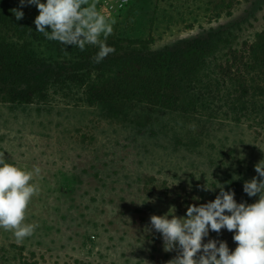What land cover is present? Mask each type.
Listing matches in <instances>:
<instances>
[{
  "label": "rangeland",
  "instance_id": "rangeland-1",
  "mask_svg": "<svg viewBox=\"0 0 264 264\" xmlns=\"http://www.w3.org/2000/svg\"><path fill=\"white\" fill-rule=\"evenodd\" d=\"M88 3L115 19L113 38L150 40L153 52L209 30H221L223 46L236 48L264 29V0ZM12 9L24 12V39L34 59L76 62L67 53L81 50L36 32V7L21 9L19 0H0V31L7 38L13 28L2 18L13 20ZM211 62L201 80L182 92L178 110L129 103L112 116L80 100V89L66 87L50 91L45 101L0 103V153L19 167L41 170L35 177L41 192L26 214V222L40 227L19 244L10 231L0 230V264H167L176 252L163 250L158 233H145L152 215L175 207L184 216L189 205L214 200L219 189H202L217 183L233 190L238 203L256 202L258 196L243 193V184L258 176L255 165L264 164V126H257L264 116L251 112L248 97L237 103L231 85L221 88ZM235 116L241 120L235 122ZM209 238L236 247L227 230Z\"/></svg>",
  "mask_w": 264,
  "mask_h": 264
},
{
  "label": "trees",
  "instance_id": "trees-1",
  "mask_svg": "<svg viewBox=\"0 0 264 264\" xmlns=\"http://www.w3.org/2000/svg\"><path fill=\"white\" fill-rule=\"evenodd\" d=\"M4 19L5 25H12L9 28L13 29L8 38L0 31V103L28 105L36 100L45 101L50 91L66 87L80 89V100L88 106L99 105L112 116H118L129 103L178 110L182 106V92L190 90L188 86L195 85L200 72L215 61L221 88L231 85L238 95L237 103L248 97L246 103L251 112L264 116V29L252 41H244L236 48L223 46L221 30H209L162 52L151 51L150 40L110 35L107 43L115 52L100 63L94 61L98 51L94 46L79 55L67 53L76 58L75 63L46 64L34 59L29 51L31 45L24 39L28 26L25 16L21 20ZM12 39L21 44H12ZM218 85L216 82L215 86ZM231 112L240 111L233 108ZM232 119L239 122L241 117ZM257 126L263 127L264 121Z\"/></svg>",
  "mask_w": 264,
  "mask_h": 264
},
{
  "label": "clouds",
  "instance_id": "clouds-1",
  "mask_svg": "<svg viewBox=\"0 0 264 264\" xmlns=\"http://www.w3.org/2000/svg\"><path fill=\"white\" fill-rule=\"evenodd\" d=\"M28 5L36 7L38 15L33 23L36 32L42 33L46 40L75 46L81 51L88 45L95 46L96 63L115 52L107 39L116 21L98 11L96 3L19 0L21 9ZM12 12L17 20L23 19L22 10L12 9ZM254 168L258 176L243 184V193L249 198L258 196L254 203H238L233 190L226 191L224 184L217 183L214 188L203 186L202 189L208 192L219 189L215 199L189 205L184 216H177L172 207L175 210L172 213L169 210L164 215L150 217L145 233H158L163 250L176 252L167 264H264V164L260 162ZM40 172L39 167L29 170L10 163L0 153V230L10 231L18 244L32 237L40 227L36 222H26L29 205L41 192L35 183ZM221 230L232 233L234 250L224 240L209 238L211 232L219 236ZM206 238L209 239L205 243Z\"/></svg>",
  "mask_w": 264,
  "mask_h": 264
},
{
  "label": "built area",
  "instance_id": "built-area-1",
  "mask_svg": "<svg viewBox=\"0 0 264 264\" xmlns=\"http://www.w3.org/2000/svg\"><path fill=\"white\" fill-rule=\"evenodd\" d=\"M134 0H114L115 3H117V5L119 7H123V6H126L130 3H132Z\"/></svg>",
  "mask_w": 264,
  "mask_h": 264
},
{
  "label": "crops",
  "instance_id": "crops-1",
  "mask_svg": "<svg viewBox=\"0 0 264 264\" xmlns=\"http://www.w3.org/2000/svg\"><path fill=\"white\" fill-rule=\"evenodd\" d=\"M106 16H108V14Z\"/></svg>",
  "mask_w": 264,
  "mask_h": 264
}]
</instances>
